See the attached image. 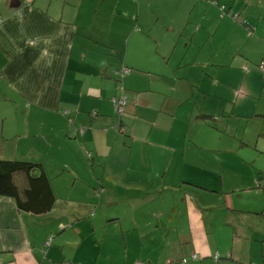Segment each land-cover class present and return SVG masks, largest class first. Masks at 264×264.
<instances>
[{
    "label": "crops",
    "instance_id": "0c3cea01",
    "mask_svg": "<svg viewBox=\"0 0 264 264\" xmlns=\"http://www.w3.org/2000/svg\"><path fill=\"white\" fill-rule=\"evenodd\" d=\"M231 68L244 82L220 79ZM263 78L264 0H0V159L40 163L55 197L35 215L0 196V264H98L76 253L85 243L106 249L104 264H264ZM235 89L256 95L257 139L202 146L193 121L225 111ZM234 146L241 159L212 157ZM81 176L99 198L98 228L55 208ZM192 184L217 198L209 217ZM195 237L214 263L188 248Z\"/></svg>",
    "mask_w": 264,
    "mask_h": 264
},
{
    "label": "rangeland",
    "instance_id": "374dc122",
    "mask_svg": "<svg viewBox=\"0 0 264 264\" xmlns=\"http://www.w3.org/2000/svg\"><path fill=\"white\" fill-rule=\"evenodd\" d=\"M210 3V2H209ZM144 5L141 7V14L144 13ZM185 13L188 14L189 10H190V6L188 5H184L182 8ZM151 15H145L142 16L144 20H146L147 17H149ZM236 73L235 69L231 68L230 71L228 70H223L221 75H220V79L227 82V81H232V82H239V81H243L244 82V78L243 77H238L236 75H234ZM207 77V75H206ZM246 79V78H245ZM237 86H241V85H237ZM255 86H250V89H254ZM206 94L207 92V96L205 95V98H207V100H212L211 98H208V96L210 95V93H208V91H200V93H204ZM253 96H256L252 93L249 94H242L240 92V89H235V92L232 96V102L228 103L226 110L224 111V109H221L218 113L212 114L209 117L206 116H200V114H196L197 116H200L198 118H196L193 122L195 123L194 126L199 130L197 138L198 139H202L204 138V140L200 143L202 146H207V145H212V144H223L226 147H230L231 145H234V143H237L236 140H234L233 138L235 137V139H239V133H245L249 138H251V140H255L257 139L258 136V131L254 130L256 127H260L261 125V121L254 117L255 112L253 111L254 109V105L256 104L255 99L253 98ZM203 97V96H202ZM204 106V114L208 113V104L207 103H202L200 104L201 106ZM238 110L241 111V113H238ZM258 114V113H256ZM254 115V116H253ZM194 126H192L191 129H195ZM215 131H219L220 134H216ZM234 132H237V135L234 134ZM234 134V135H233ZM139 145L144 146V142H138ZM237 150V146H234V149H231L230 153H220V155L217 156H212L213 158L216 157H221L222 159H227L230 158L232 161H236L237 159H241V156L243 154V150L242 149H238ZM247 153V151L245 152ZM252 153V152H251ZM20 154V153H19ZM7 156H9V158H14V153L12 152H7ZM227 156V157H226ZM204 157L208 160L210 159L209 156V152L206 151L204 154ZM8 158V157H6ZM14 160V159H11ZM19 160V159H17ZM228 160V159H227ZM80 166H78L77 168V172H79ZM52 178H54L56 175L55 173H51L50 175ZM84 178V179H82ZM55 184L57 185V181H55ZM69 183H64L61 184V186L63 188L69 186ZM186 184H191V183H184L182 184L183 186H185ZM93 185H90L89 183L85 182V177L81 176L78 177V180L76 182V184L74 186H72V189H68L65 192L64 195H60L59 193L57 194V198H58V205L55 207L57 208H64L66 205L71 206L73 209H75L78 214L77 217L78 218H82V219H86L87 221L93 220L94 225L96 228H98V226L100 225L98 221H104V218L101 219H97L98 215L95 213V205L98 206V197H93V189L92 187ZM90 187V188H89ZM189 187V194L191 195V199L193 200V202L199 203V206L202 210H204L202 212V214L204 215V217H209L210 214L212 213V206L217 205V204H213L217 201V198L210 194L209 192H206L203 190L202 186H198L196 184H192V185H188ZM187 188V187H185ZM59 190V189H58ZM236 195V198H231L232 200H234V202H239L242 205H245V201H240V198H238L237 194H233ZM228 196H232V195H228ZM91 200V203H89L88 200ZM95 200V201H94ZM127 200L124 201H117V207L118 208H122L123 204L126 203ZM87 208H89L90 210V215L87 214ZM86 215H85V212ZM95 213V216H93V214ZM93 216V217H92ZM106 216V215H105ZM214 221L216 223H218L217 228L219 229L221 226L220 223V219H214ZM71 224L72 221H71ZM99 224V225H98ZM176 225H181V224H185L184 219L182 221H178L175 222ZM73 229H78V226L74 224V228ZM99 230V229H98ZM100 231V230H99ZM106 228L102 229V233H106ZM210 235H205V237L207 238ZM147 238H150L149 233H142V240H145ZM91 239V237H89V240ZM83 241L82 239H80L78 241V246H79V242ZM264 242V241H263ZM214 242L211 243V245H213ZM202 239L199 237H195L194 241L192 240L191 243L188 244V248H195L197 250V254L203 258L201 260L202 261H209L211 260L213 263L215 261V256L213 255V252L216 250L215 247H212V249L209 248V246L207 245V247L205 246V252L210 253L209 251L211 250L210 256H206L203 255L200 251L202 250ZM264 246V243H263ZM97 249H91L88 248L86 246V243L82 246L81 250H77L76 253H79L81 256H88L91 253L97 254V255H101L100 256V260L98 262V264H104V256L105 253L104 251L106 249H104L102 251V253H96ZM166 251H169V249H166ZM260 249L259 247L257 248V250H255L254 255L255 256H260ZM188 257H186L187 259ZM262 259L264 260V257H262ZM169 260H172L173 263L174 259L169 258ZM188 260V259H187ZM87 264H93V262L91 261L90 258H88L87 260ZM255 261V260H254ZM253 261V262H254ZM222 262H227L226 260H220L219 263ZM197 263V261H189L188 264H195ZM200 263V262H198ZM215 264V263H214ZM254 264V263H251Z\"/></svg>",
    "mask_w": 264,
    "mask_h": 264
},
{
    "label": "trees",
    "instance_id": "16d2710c",
    "mask_svg": "<svg viewBox=\"0 0 264 264\" xmlns=\"http://www.w3.org/2000/svg\"><path fill=\"white\" fill-rule=\"evenodd\" d=\"M0 196L12 199L19 210L35 215L49 211L55 202L43 166L25 160L0 159Z\"/></svg>",
    "mask_w": 264,
    "mask_h": 264
},
{
    "label": "built area",
    "instance_id": "2783aa9c",
    "mask_svg": "<svg viewBox=\"0 0 264 264\" xmlns=\"http://www.w3.org/2000/svg\"><path fill=\"white\" fill-rule=\"evenodd\" d=\"M129 73H130V69H124L123 70V75L124 76H127ZM112 103H113V106H114V109H115L116 113L119 116H122L124 114V106L126 104V97L124 95L114 97L112 99ZM51 239H52V237L48 238V240L46 241V245H49L51 243ZM215 256L218 257V254L216 253ZM196 257H197L196 254L192 255L193 259H195ZM181 262L182 263H186V260L182 259ZM167 263H169V262H167Z\"/></svg>",
    "mask_w": 264,
    "mask_h": 264
},
{
    "label": "water",
    "instance_id": "95a60500",
    "mask_svg": "<svg viewBox=\"0 0 264 264\" xmlns=\"http://www.w3.org/2000/svg\"><path fill=\"white\" fill-rule=\"evenodd\" d=\"M228 10V9H227Z\"/></svg>",
    "mask_w": 264,
    "mask_h": 264
}]
</instances>
